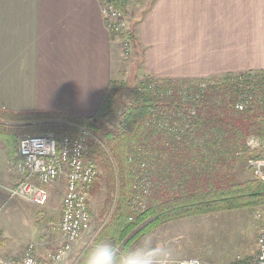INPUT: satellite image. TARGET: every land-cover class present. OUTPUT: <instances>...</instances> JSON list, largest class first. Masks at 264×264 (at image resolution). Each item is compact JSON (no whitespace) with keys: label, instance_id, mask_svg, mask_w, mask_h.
I'll use <instances>...</instances> for the list:
<instances>
[{"label":"trees","instance_id":"1","mask_svg":"<svg viewBox=\"0 0 264 264\" xmlns=\"http://www.w3.org/2000/svg\"><path fill=\"white\" fill-rule=\"evenodd\" d=\"M124 36L134 48L136 71L141 70L139 44L131 31ZM215 78L144 75L127 92L123 81L111 80L90 118L65 111L0 109V138L16 142L21 134L47 133L75 137L78 127L86 128L91 136L85 157L102 172L88 192L99 180L106 187L108 220L95 241L131 248L163 224L201 214L257 209L264 203V182L256 177L237 180V169L263 155L251 150L247 140L253 137L264 145V71ZM244 94L250 99L239 111L235 106ZM121 96L127 104L116 127L109 128L108 118ZM160 120L167 127L158 126ZM142 165L149 174V195L136 211L130 208L132 184L135 175L143 172ZM89 249L76 264H85Z\"/></svg>","mask_w":264,"mask_h":264},{"label":"crops","instance_id":"2","mask_svg":"<svg viewBox=\"0 0 264 264\" xmlns=\"http://www.w3.org/2000/svg\"><path fill=\"white\" fill-rule=\"evenodd\" d=\"M101 3L0 0V109L95 114L123 58ZM121 8L144 75L201 80L264 71V0H135ZM17 151L0 144L9 182ZM52 248L40 241L33 254L44 261Z\"/></svg>","mask_w":264,"mask_h":264},{"label":"rangeland","instance_id":"3","mask_svg":"<svg viewBox=\"0 0 264 264\" xmlns=\"http://www.w3.org/2000/svg\"><path fill=\"white\" fill-rule=\"evenodd\" d=\"M122 57L115 71L117 73H115L114 80L123 81L127 92L143 78L144 73L142 70L136 71L137 57L134 53L132 56L130 53ZM126 104V97L121 96L116 99L114 110L107 122L109 128L116 127ZM24 136L26 134L19 135L16 142L5 139L7 152L18 147L19 139ZM3 140L0 138L1 145ZM259 151L262 152V159H264V150ZM14 166L15 163L11 167L13 174H15ZM97 169L98 176H101L100 168ZM251 171L248 164L240 167L237 169V180L253 179L254 175ZM6 172L7 170L3 168V163L0 161V256L6 259H19L23 257L29 245L35 247L40 241L48 240L52 241L53 247L50 254L61 243L58 230L53 232L51 229L53 226L55 229L58 228L61 219L65 180L61 179L51 185L48 188L47 203L44 206H36L21 199L9 198L8 190L13 187L17 178L9 182ZM98 183V186L88 196L89 228L74 244L64 264H76L106 225L108 220V215L105 216L106 187L103 180H99ZM263 205L252 210H231L187 217L163 224L150 233L155 232L170 239L179 250L180 260L196 259L200 264L251 262L256 254L257 236L262 225Z\"/></svg>","mask_w":264,"mask_h":264},{"label":"built area","instance_id":"4","mask_svg":"<svg viewBox=\"0 0 264 264\" xmlns=\"http://www.w3.org/2000/svg\"><path fill=\"white\" fill-rule=\"evenodd\" d=\"M135 0H102L100 14L106 30L120 43L122 54L131 53V43L124 36L128 30L126 17L121 10L123 4ZM250 99L249 94L239 97L235 108L242 111ZM158 126L167 127L165 120ZM90 133L78 127L75 137L69 134L53 133L26 135L19 139L17 153L19 162L14 166L17 180L8 190L10 199H21L28 204L44 206L48 199V188L61 179L65 180V194L62 200V213L58 225L61 243L48 255L47 260H38L33 254L34 246L29 245L19 261L0 256V264H64L69 258L74 244L88 230L90 213L88 207L89 189L98 176V169L91 160L86 159V143ZM247 146L251 150H264L258 139L250 137ZM254 177L264 182V159L248 161ZM135 175L130 208L140 210L149 195L150 179L147 168ZM262 225L257 236L256 254L251 262L237 264H264V205L261 211ZM180 264H200L196 259L180 260Z\"/></svg>","mask_w":264,"mask_h":264},{"label":"clouds","instance_id":"5","mask_svg":"<svg viewBox=\"0 0 264 264\" xmlns=\"http://www.w3.org/2000/svg\"><path fill=\"white\" fill-rule=\"evenodd\" d=\"M85 264H180V258L170 239L152 232L127 249L97 240L90 247Z\"/></svg>","mask_w":264,"mask_h":264}]
</instances>
